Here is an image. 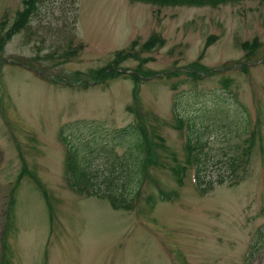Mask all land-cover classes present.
Wrapping results in <instances>:
<instances>
[{
	"label": "rangeland",
	"instance_id": "obj_1",
	"mask_svg": "<svg viewBox=\"0 0 264 264\" xmlns=\"http://www.w3.org/2000/svg\"><path fill=\"white\" fill-rule=\"evenodd\" d=\"M36 4L26 26L0 48V264H264V0ZM27 6L0 0V38ZM152 37L159 44L145 49ZM246 41L258 42L250 56ZM119 50L139 57L120 63L143 78L138 89L127 73L103 82L93 77L113 65ZM196 60L217 73L189 77ZM176 113L198 128L208 125L217 155L249 119L256 146L248 178L207 195L189 168L176 181L171 152L179 161L186 157ZM137 114L164 138V150L134 206L115 209L106 198L79 194L69 179L61 126L83 120L103 127L100 135L82 133L80 155L103 176L129 152L110 149L113 130L137 121ZM122 165L117 161L114 171ZM160 187L169 192L167 201Z\"/></svg>",
	"mask_w": 264,
	"mask_h": 264
},
{
	"label": "trees",
	"instance_id": "obj_2",
	"mask_svg": "<svg viewBox=\"0 0 264 264\" xmlns=\"http://www.w3.org/2000/svg\"><path fill=\"white\" fill-rule=\"evenodd\" d=\"M142 1L158 5H189V6H218L228 2H238L241 0H131ZM28 6L20 12L14 24L1 34L0 48L7 39L18 33L26 26L31 14L36 8L37 0H26ZM3 30V29H1ZM4 31V30H3ZM159 37H152L144 42L145 49H152L159 44ZM211 43L208 41L207 44ZM258 42L250 43L246 41L243 48L245 55H251L258 49ZM134 57L139 59L132 51L119 50L115 53L113 65L99 68L94 71L93 76L100 78L101 81L112 79L124 75V72L109 68L120 65L121 62ZM192 69L187 70L186 74L193 79H201L199 73H216L214 69L207 68L200 61L196 60L190 64ZM171 75H179L172 72ZM137 81V85L142 78L139 75H131ZM226 85H228L226 83ZM137 89L134 90L136 95ZM133 109L132 107H130ZM139 120L140 115L138 114ZM179 127L183 130L187 128L185 143L186 158L184 162L177 161L174 172L179 182L182 181L186 172L187 165L196 168V181L200 193L206 194L212 191L217 185H237L246 180L250 173V165L256 145L255 127H251L249 119L245 118L244 125L238 130V140L231 145L223 146L219 154H214L209 144L208 125L198 128L197 123L189 117L176 113ZM103 127L93 126L83 120H75L61 126L59 131L60 141L66 147V166L69 173L71 186L81 195H91L108 199L111 206L115 209L130 210L134 206V197L140 191L143 181L147 178L150 165L159 163V150H164V138L154 134L150 136L144 124L134 122L128 126L113 130L111 141L114 143L110 149L116 146L127 147L129 152L117 157L109 171L104 172L103 176L96 174L91 169L89 163L80 159L82 152V133L89 132L100 135ZM207 135V136H206ZM77 139V141H75ZM174 159H177L174 152H171ZM119 161L123 169L115 172V163ZM15 188L11 191L13 192ZM166 192L160 188V199L167 200ZM152 196L149 197L151 201ZM11 206V205H10Z\"/></svg>",
	"mask_w": 264,
	"mask_h": 264
},
{
	"label": "water",
	"instance_id": "obj_3",
	"mask_svg": "<svg viewBox=\"0 0 264 264\" xmlns=\"http://www.w3.org/2000/svg\"><path fill=\"white\" fill-rule=\"evenodd\" d=\"M35 71L39 72L40 74L47 75V74H45V73L42 72V71H39V70H35ZM47 76H48V75H47Z\"/></svg>",
	"mask_w": 264,
	"mask_h": 264
}]
</instances>
